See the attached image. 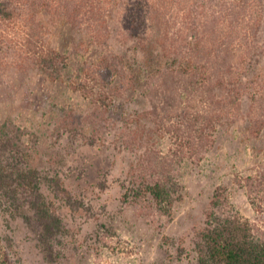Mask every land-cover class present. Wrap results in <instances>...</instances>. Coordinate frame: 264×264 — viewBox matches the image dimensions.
I'll list each match as a JSON object with an SVG mask.
<instances>
[{"label": "rangeland", "instance_id": "rangeland-1", "mask_svg": "<svg viewBox=\"0 0 264 264\" xmlns=\"http://www.w3.org/2000/svg\"><path fill=\"white\" fill-rule=\"evenodd\" d=\"M261 11L257 41L243 42L249 44L254 59L253 65L242 69L245 80L264 76V0ZM129 13L138 24L136 29L131 30L121 15L114 19L112 10L99 30L103 35H96L98 41L87 27L46 19L47 27L38 29L40 39L29 35L27 42L22 24L10 29L8 41L0 38V122L11 120L26 132L25 140L33 146L31 164L57 180L43 191L66 228L47 258L39 247L38 224L6 204L0 206V239L17 264H197L195 241L218 187H227L236 209L264 227V213L255 211L237 181L239 175L254 174L264 159V131L257 134L262 121L252 120L256 132L251 134L249 109L257 106L248 97L242 100L241 112L219 128L214 147L204 150L200 161L187 157L175 165L182 197L171 217L161 215L148 201L127 199L125 192L140 174L146 150L163 156L170 153L174 141L166 130L178 124L185 110L193 106L196 111L200 97L174 93L170 80L169 91L163 94L147 96L140 86L113 102L114 94L109 92L103 105L109 116H100L105 127L101 140L96 137L91 142V133L76 126L78 120L70 128L58 127L62 108H74L77 113L87 110L90 100L74 89L83 81L87 64L116 54L139 70L148 66L143 50L156 51L145 39L149 21L144 14ZM175 45L189 56L188 44ZM231 48L226 56L238 45L234 42ZM39 52L59 54L61 80L51 79L39 68ZM258 108L264 114V104ZM121 126L145 128L142 146H123Z\"/></svg>", "mask_w": 264, "mask_h": 264}, {"label": "trees", "instance_id": "trees-1", "mask_svg": "<svg viewBox=\"0 0 264 264\" xmlns=\"http://www.w3.org/2000/svg\"><path fill=\"white\" fill-rule=\"evenodd\" d=\"M262 2L0 0V38L3 43L8 41L10 29L22 24L29 42V35L38 38V29L47 27L46 19L72 27H87L95 33L98 41L96 35H103L99 30L103 29V23L110 18L112 10L116 14L114 19L121 15L131 30L138 24L129 11L144 14L149 21L145 39L156 49L143 50L148 57V66L139 70L124 56L116 54L104 55L97 62L87 64L83 69V81L74 86L90 100L87 110L77 113L74 108H62L58 127L63 130L70 128V124L78 120L76 126L91 133V142L96 137L101 140L105 133L102 117L109 116L103 108L110 98L109 92L114 94L113 102L131 91L137 92L140 86L147 96L163 94L169 91L170 80L174 93L195 94L198 100L200 97L201 104L196 111L191 105L190 110L179 116L178 124L166 130L174 141L170 153L163 156L146 150L140 174L131 180L125 192L127 199L148 201L161 215L171 217L176 202L182 197V185L175 173V165H180L187 157L200 161L203 151L214 147L219 128L241 112L244 97L250 98L252 105L257 106V109H249L250 133L256 132L254 119L262 121L257 134L264 131V114L258 108L264 104V76L245 80L247 74L242 73L244 66L253 65L249 44L243 42H255L259 37L263 23ZM234 42L238 48L226 56ZM175 44H188L189 56H183L179 45ZM36 52L34 50L35 55L38 54ZM43 52L38 55L42 59L39 60V68L42 67L51 79L61 80L59 54L54 56V52H45L44 55ZM145 132V128L140 126H121L119 138L126 148L140 147L145 140ZM25 134L11 120L0 122V206L5 207L6 204L38 224L39 247L49 258L56 249L57 239L66 233L63 218L43 191L44 186L50 188L57 180L42 175L31 164L33 146L25 140ZM237 181L255 211L264 213V159L254 174L239 175ZM195 244L197 264H264V227L236 209L227 196V187L215 190ZM0 264H17L4 249L1 239Z\"/></svg>", "mask_w": 264, "mask_h": 264}]
</instances>
